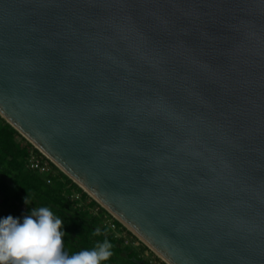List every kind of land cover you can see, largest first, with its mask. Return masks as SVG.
<instances>
[{"label":"water","instance_id":"95a60500","mask_svg":"<svg viewBox=\"0 0 264 264\" xmlns=\"http://www.w3.org/2000/svg\"><path fill=\"white\" fill-rule=\"evenodd\" d=\"M0 117L165 264H264V0H0Z\"/></svg>","mask_w":264,"mask_h":264},{"label":"trees","instance_id":"16d2710c","mask_svg":"<svg viewBox=\"0 0 264 264\" xmlns=\"http://www.w3.org/2000/svg\"><path fill=\"white\" fill-rule=\"evenodd\" d=\"M32 155L48 161L53 170L48 177L29 168L28 161ZM26 197L29 205L24 203ZM87 199L89 204L83 206L81 203ZM41 206L49 207L64 221V249L69 253L91 249L97 242L108 239L113 244V256L107 264H150L124 237L113 233L103 216L112 220L116 230L124 231L139 242L130 231L0 117V218L11 215L22 220L32 208ZM93 207H97L99 213H92ZM97 229H100L99 235L96 234Z\"/></svg>","mask_w":264,"mask_h":264},{"label":"clouds","instance_id":"9594fccd","mask_svg":"<svg viewBox=\"0 0 264 264\" xmlns=\"http://www.w3.org/2000/svg\"><path fill=\"white\" fill-rule=\"evenodd\" d=\"M24 203L29 205L27 197ZM63 226L47 206L32 208L22 220L11 215L0 218V264H107L113 256L108 239L69 253L64 249Z\"/></svg>","mask_w":264,"mask_h":264},{"label":"rangeland","instance_id":"374dc122","mask_svg":"<svg viewBox=\"0 0 264 264\" xmlns=\"http://www.w3.org/2000/svg\"><path fill=\"white\" fill-rule=\"evenodd\" d=\"M89 202H90L89 199H87L84 202H82L81 204L83 206H87L89 204ZM91 211H92V213H95V214L99 213L97 207H93ZM103 217H104L105 224L109 225L111 227V229H113V233H115L119 237H124L127 240V242L129 243V245L130 246L132 245L133 249L136 252H138L142 258L148 260L150 262V264H160V262L157 260L159 258L150 249L146 250L142 246V245H144L142 242L140 244V242H138L133 237L126 235V233L124 231L116 230V228L112 224V220L107 216H103ZM161 262H163V261H161Z\"/></svg>","mask_w":264,"mask_h":264},{"label":"built area","instance_id":"2783aa9c","mask_svg":"<svg viewBox=\"0 0 264 264\" xmlns=\"http://www.w3.org/2000/svg\"><path fill=\"white\" fill-rule=\"evenodd\" d=\"M28 166L32 170H37V172H39L41 175H44L45 177H48V175L51 174L53 171L50 168L48 161L45 160L44 158H42L41 156L32 155L29 158ZM47 182H49V181H47Z\"/></svg>","mask_w":264,"mask_h":264}]
</instances>
